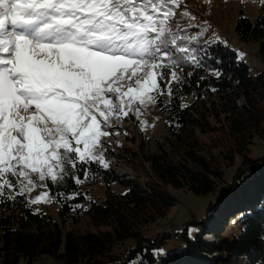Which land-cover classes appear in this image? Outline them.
<instances>
[{
	"label": "trees",
	"instance_id": "obj_1",
	"mask_svg": "<svg viewBox=\"0 0 264 264\" xmlns=\"http://www.w3.org/2000/svg\"><path fill=\"white\" fill-rule=\"evenodd\" d=\"M236 32L240 42L259 45L256 55L264 63V4L256 19L242 11ZM188 47L200 66L184 60L174 69L178 81H167L173 69H163L164 94H155L166 134L148 136L130 114L136 128L126 135L130 146L108 147L107 168L99 161L77 163L63 179L47 180L61 224L36 210L26 193L16 194L19 187L12 190L15 199L7 198L5 188L0 264L45 257L53 264H264V155H253L264 142V71L252 76L249 65L220 41H192ZM122 164L133 177L113 169ZM99 181L105 196L91 198L87 190ZM116 183L126 191H112ZM171 189L216 194V202L206 218L188 220L183 232L160 231L156 224L179 203ZM82 220L84 229L67 227ZM189 226L198 227L194 236Z\"/></svg>",
	"mask_w": 264,
	"mask_h": 264
},
{
	"label": "snow or ice",
	"instance_id": "obj_2",
	"mask_svg": "<svg viewBox=\"0 0 264 264\" xmlns=\"http://www.w3.org/2000/svg\"><path fill=\"white\" fill-rule=\"evenodd\" d=\"M182 3L0 0V198L31 191L33 174L55 183L77 163L108 167L101 138L113 121L164 94L163 69L178 81L184 60L200 66L188 47L195 17L176 20Z\"/></svg>",
	"mask_w": 264,
	"mask_h": 264
},
{
	"label": "rangeland",
	"instance_id": "obj_3",
	"mask_svg": "<svg viewBox=\"0 0 264 264\" xmlns=\"http://www.w3.org/2000/svg\"><path fill=\"white\" fill-rule=\"evenodd\" d=\"M263 4L264 0H183L180 9L177 10L176 20H180L183 25H187L188 20L180 16L181 12L187 11L191 17H195V19L191 20L193 27L187 28V34L189 36L198 37V39L194 41H200L206 44L219 41L224 43L236 51L238 58L249 65L250 74L256 76L264 71V63L261 62L256 55L259 45L240 42L236 32V23L240 18L242 11H244L246 17L256 19ZM176 74H178V72H176ZM159 80L160 77L158 76V84ZM170 80H172L171 73L167 78V81ZM150 94L155 96L156 92ZM136 106L140 107V113L139 118H137L136 115L135 116L140 121L145 122L142 129L148 136L157 138L168 132V122L165 116L161 113L156 101L147 106ZM130 114L132 113L130 112L129 115ZM129 115L123 117L119 123L113 121V127L107 129L110 135L101 138V143L104 147V162L107 161L106 151L108 147L115 150L122 145L130 146L126 139V135L134 133L136 128L133 122L129 121ZM254 150V156L264 155V142L256 145ZM113 169L124 177L134 176L132 169L125 164L120 165V167L114 166ZM230 175L231 171H227V177ZM32 179L35 182V187H32L31 191L25 192L31 205L38 211L50 214L61 224L58 206L47 186V180L50 178H46L44 181H39L38 177L33 174ZM105 190L104 183L99 181L97 187L88 188L87 191L90 193L91 198L98 199L99 197L102 198L105 196ZM112 191L123 193L126 189L116 183L112 185ZM171 192L179 199V203L172 209L167 218L159 220L158 224H156L160 231H164L165 229H173L174 231H177L176 228H178L180 224V227H185L188 220L192 218H206L208 215L207 209L212 203L215 204L216 202V194L198 196L182 189H171ZM45 193L47 195L43 196ZM37 197H42L41 201L32 203L31 201L35 200ZM67 227L84 229L87 227V224L82 220L78 224H69ZM188 229L191 236H194L198 231V227L195 226H189ZM204 238L212 239V236L207 234ZM172 241L175 242V240ZM177 243L179 247L184 246L182 241H177ZM20 264L28 263L22 261ZM33 264H53V262L49 257H45Z\"/></svg>",
	"mask_w": 264,
	"mask_h": 264
},
{
	"label": "built area",
	"instance_id": "obj_4",
	"mask_svg": "<svg viewBox=\"0 0 264 264\" xmlns=\"http://www.w3.org/2000/svg\"><path fill=\"white\" fill-rule=\"evenodd\" d=\"M181 226V224L178 226V230L180 231V232H183V230H184V227H180Z\"/></svg>",
	"mask_w": 264,
	"mask_h": 264
},
{
	"label": "bare ground",
	"instance_id": "obj_5",
	"mask_svg": "<svg viewBox=\"0 0 264 264\" xmlns=\"http://www.w3.org/2000/svg\"><path fill=\"white\" fill-rule=\"evenodd\" d=\"M114 170H115V169H114ZM115 171H116V170H115ZM206 236H207V234H206ZM211 236H212V235H211ZM207 239L211 241V240H214V237L212 236V239H209V238H207Z\"/></svg>",
	"mask_w": 264,
	"mask_h": 264
}]
</instances>
